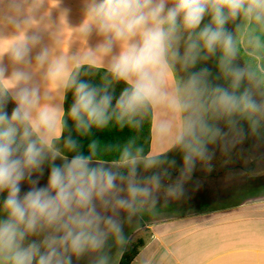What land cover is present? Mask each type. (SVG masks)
Returning <instances> with one entry per match:
<instances>
[{
    "label": "clouds",
    "instance_id": "9594fccd",
    "mask_svg": "<svg viewBox=\"0 0 264 264\" xmlns=\"http://www.w3.org/2000/svg\"><path fill=\"white\" fill-rule=\"evenodd\" d=\"M79 29L102 41L73 55L42 48L35 61L43 86L27 70L39 36L9 45L10 76L0 63V264H114L113 247L129 243L125 225L156 205L161 190L182 197L197 163L211 159L209 144L242 137L243 123L254 134L264 129V62H252L264 61V0H86ZM242 50L251 61L239 62ZM97 57L107 58L106 73L92 84L82 77L93 65L82 61ZM117 83L125 85L118 97ZM68 91L67 118L78 135L110 124L139 131L146 121L151 135V112L163 106L171 115L157 121L155 134L171 148L152 153L133 136L122 144L92 139L85 154L65 119ZM172 149L183 166L165 184L176 166Z\"/></svg>",
    "mask_w": 264,
    "mask_h": 264
},
{
    "label": "crops",
    "instance_id": "0c3cea01",
    "mask_svg": "<svg viewBox=\"0 0 264 264\" xmlns=\"http://www.w3.org/2000/svg\"><path fill=\"white\" fill-rule=\"evenodd\" d=\"M85 17L86 0H0V63L7 69L5 76H10L16 67L8 47L23 36L40 37V42L30 53L27 70L34 73V81L42 86L44 70L37 69L35 61L42 48H52L56 55L95 50L102 37L96 32L85 38L79 34ZM118 51L119 48L114 49L113 54ZM245 60L251 61V58L242 50L239 62L243 64ZM82 62L98 69L87 70L90 76L82 78L94 76L101 82L106 73L107 58L104 64L98 57ZM209 66H213L211 61ZM3 83L6 87L11 86L9 81ZM124 86L123 83L115 84L114 95L118 96L117 89ZM66 99L67 93L62 101L65 114ZM15 106L9 100L6 106L9 115ZM152 112L150 150L152 153L163 152L171 148V143L161 141L155 134V126L158 120L171 113L163 106ZM176 122H179L178 117ZM220 126L227 131L223 123ZM243 127L244 133L254 134L248 130L247 123H243ZM254 136L258 138L259 146L264 145L261 132ZM219 142L208 145L211 154L216 152ZM175 150L179 157L175 159L176 166L169 169L171 179L165 180V184L174 182L183 166L182 153L178 149L168 151L167 155ZM67 155L71 158L70 153ZM238 155L239 152L231 151L207 162H198L184 182L182 197L169 199L161 190L156 205L141 209L139 215L149 223L150 234L132 264H264V161H252L245 153L242 157ZM130 226L126 224L125 232L131 236L133 227Z\"/></svg>",
    "mask_w": 264,
    "mask_h": 264
},
{
    "label": "trees",
    "instance_id": "16d2710c",
    "mask_svg": "<svg viewBox=\"0 0 264 264\" xmlns=\"http://www.w3.org/2000/svg\"><path fill=\"white\" fill-rule=\"evenodd\" d=\"M89 70H98L94 67H89L87 69ZM90 76V75H89ZM86 77L85 79L88 80L92 84H99V80L96 79L94 76ZM73 103V94L71 91L67 92V99H66V105H67V112L70 109L71 104ZM115 103V101H113ZM67 112L65 115V119L67 121V124L70 128H72V135L78 139L82 145V151L87 154L88 153V144L92 139H98L102 143H124L126 142L130 137L135 136L139 143H142L145 146V150H150V139L151 135L149 134V122L146 121L145 127L142 130H133L128 127L120 128L119 126H116L115 124H110L105 129H93L92 134L90 136H80L76 133L74 129L73 122L67 118ZM153 119V112H151L150 120L152 123ZM65 135H67V131L65 132ZM73 155L70 153V156ZM106 158L113 159L114 155L110 154ZM144 246V240L142 238H139L137 240H129V243L124 247L121 253V257L119 259L118 264H132L133 261L138 257L141 248Z\"/></svg>",
    "mask_w": 264,
    "mask_h": 264
},
{
    "label": "rangeland",
    "instance_id": "374dc122",
    "mask_svg": "<svg viewBox=\"0 0 264 264\" xmlns=\"http://www.w3.org/2000/svg\"><path fill=\"white\" fill-rule=\"evenodd\" d=\"M122 89L121 88L117 89V91L119 92L118 96ZM220 123H223V122H220ZM260 132L262 133V136L264 138V129H261ZM219 141H220L219 145L217 149H215L216 152L212 154V157L210 160L214 159L215 156H218L219 154L224 156L226 153L232 151L233 153L239 152L238 156L240 157H242L243 154L245 153V156L246 154L249 155L252 161H264V145L263 143H261V146H259L258 138H256L254 134L244 133V135L241 137L233 133H229L225 139L219 140ZM167 156L169 157V159H176L177 157H179V153H177L175 150ZM55 163L61 164L62 161H55ZM49 172H50V168L48 164L46 163L44 165V175L40 178L42 180L41 181L42 185L47 184V178H48ZM28 187L29 185L27 183L22 185V188L24 190H27ZM5 195L6 193L0 194V199H2ZM157 216L163 217V215H157ZM148 224L149 223H147L146 221H143L140 215H138L134 220H132L130 223L131 225L130 227H133V230H132L131 236L128 234L129 240H137L139 238H142L143 240L146 239L150 234L148 230ZM112 253L114 256V264H118L122 251H118L116 247H113ZM74 264H88V260L87 258H84L81 260H76L74 258Z\"/></svg>",
    "mask_w": 264,
    "mask_h": 264
}]
</instances>
